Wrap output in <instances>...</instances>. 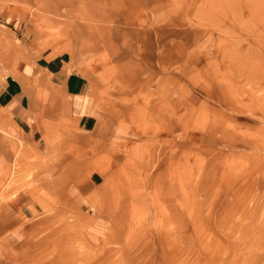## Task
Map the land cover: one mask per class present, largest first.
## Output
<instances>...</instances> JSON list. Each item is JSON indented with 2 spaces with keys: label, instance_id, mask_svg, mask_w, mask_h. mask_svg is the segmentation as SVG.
Here are the masks:
<instances>
[{
  "label": "rangeland",
  "instance_id": "1",
  "mask_svg": "<svg viewBox=\"0 0 264 264\" xmlns=\"http://www.w3.org/2000/svg\"><path fill=\"white\" fill-rule=\"evenodd\" d=\"M0 20L35 56L81 48L94 62L100 42L98 63L117 44L137 58V33L157 32L166 59L103 88L142 102L103 128L109 147L54 150L48 174L27 152L0 155V229L13 238L0 230V264H264V0H0ZM37 192L40 213L4 207Z\"/></svg>",
  "mask_w": 264,
  "mask_h": 264
},
{
  "label": "crops",
  "instance_id": "2",
  "mask_svg": "<svg viewBox=\"0 0 264 264\" xmlns=\"http://www.w3.org/2000/svg\"><path fill=\"white\" fill-rule=\"evenodd\" d=\"M1 21L0 75L3 79L0 80V155L5 165H9L12 158L24 151L35 166L45 162L48 174L54 167L49 160L54 150H66L67 159L70 160L82 151H87L96 142L107 145L110 140L105 137L103 139V128L112 132L117 119L124 117L128 121L130 118L128 112L133 106L130 101L142 103L135 91L123 94L124 98L111 96L109 99L111 93L108 95V91L103 88L119 85L120 76L115 78V71H119L122 78L130 77L138 81L143 71L165 69V57L158 61L162 47L158 42H151L157 32L137 33V37L144 40L137 58H134L136 48L131 44L123 47L116 42L118 53L103 64L97 62V56L102 52L100 42L93 49L94 62L83 60L82 53L86 52H82L80 47L78 53L63 51L54 54L47 51L38 57L31 47L23 45L14 31H10L9 24ZM85 32V26L75 31L80 37H84ZM110 32L112 38H123L124 34ZM134 68L138 71H134ZM118 108L124 112L122 115H114ZM94 147L97 149L96 145ZM56 165L64 166L65 163ZM42 174H39L40 177H43ZM97 179L100 178L91 176L90 182L95 184ZM45 182L48 183V179ZM69 190L78 191L74 197L83 200L77 185ZM39 197L38 192L29 197L25 194L15 195L4 207L10 209L9 213L35 215L41 212V208L33 199L37 198L35 200L38 201ZM27 198L31 201L26 202ZM6 225L1 223L0 230L4 232V238L9 236ZM14 225L16 222L10 224L9 227L13 228H9L10 233L15 230ZM11 237L7 240L11 241Z\"/></svg>",
  "mask_w": 264,
  "mask_h": 264
},
{
  "label": "bare ground",
  "instance_id": "3",
  "mask_svg": "<svg viewBox=\"0 0 264 264\" xmlns=\"http://www.w3.org/2000/svg\"><path fill=\"white\" fill-rule=\"evenodd\" d=\"M261 256H263V255H261Z\"/></svg>",
  "mask_w": 264,
  "mask_h": 264
}]
</instances>
